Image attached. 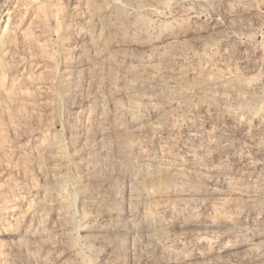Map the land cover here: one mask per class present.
<instances>
[{"label":"rangeland","instance_id":"374dc122","mask_svg":"<svg viewBox=\"0 0 264 264\" xmlns=\"http://www.w3.org/2000/svg\"><path fill=\"white\" fill-rule=\"evenodd\" d=\"M0 264H264V0H0Z\"/></svg>","mask_w":264,"mask_h":264}]
</instances>
